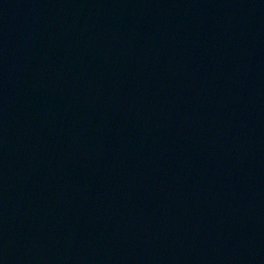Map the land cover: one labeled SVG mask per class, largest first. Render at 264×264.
<instances>
[{
    "label": "water",
    "instance_id": "1",
    "mask_svg": "<svg viewBox=\"0 0 264 264\" xmlns=\"http://www.w3.org/2000/svg\"><path fill=\"white\" fill-rule=\"evenodd\" d=\"M0 264H264V0H0Z\"/></svg>",
    "mask_w": 264,
    "mask_h": 264
}]
</instances>
